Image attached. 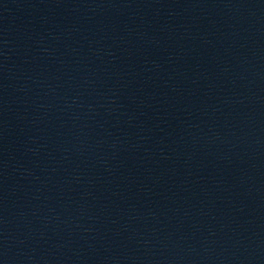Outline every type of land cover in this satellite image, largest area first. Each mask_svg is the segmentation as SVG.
<instances>
[{"label":"water","instance_id":"obj_1","mask_svg":"<svg viewBox=\"0 0 264 264\" xmlns=\"http://www.w3.org/2000/svg\"><path fill=\"white\" fill-rule=\"evenodd\" d=\"M0 264H264V0H0Z\"/></svg>","mask_w":264,"mask_h":264}]
</instances>
